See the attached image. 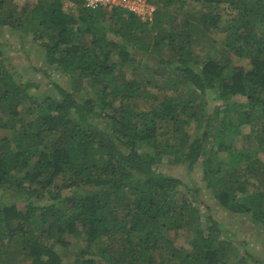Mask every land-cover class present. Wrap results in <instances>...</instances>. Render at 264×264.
<instances>
[{
	"label": "trees",
	"instance_id": "obj_1",
	"mask_svg": "<svg viewBox=\"0 0 264 264\" xmlns=\"http://www.w3.org/2000/svg\"><path fill=\"white\" fill-rule=\"evenodd\" d=\"M67 1L76 19L63 0H37L14 24L0 0V26L43 47L35 72L48 78L45 66L53 67L71 81L41 95L0 49V193L23 204L0 202V264H64L54 247L74 239L85 246L70 263L95 264L88 254L101 238L108 244L92 254L107 264H229L232 254L237 264H264L247 238L264 232V0H145L155 7L150 22ZM186 1L203 10L198 23L180 18ZM204 38L209 50L195 54ZM231 57L250 68L231 66ZM163 80L187 91L164 95ZM212 93L237 100L225 105L230 116L204 109ZM138 101L141 111L128 108ZM105 109L110 128L93 121ZM242 124L252 128L256 152H231ZM168 161L187 170L201 161L202 185L162 173ZM219 210L238 221L227 225Z\"/></svg>",
	"mask_w": 264,
	"mask_h": 264
},
{
	"label": "rangeland",
	"instance_id": "obj_2",
	"mask_svg": "<svg viewBox=\"0 0 264 264\" xmlns=\"http://www.w3.org/2000/svg\"><path fill=\"white\" fill-rule=\"evenodd\" d=\"M7 8H10V10L13 12L11 14V21L14 22L18 19L17 17L19 14L18 12L21 11L25 5L28 3L34 4L37 0H5ZM186 5L179 10V16L180 18L187 19L191 22L198 23L200 16L203 12V10L200 8L198 4L195 3H188L187 1L185 2ZM62 8L63 10L68 13L73 19L77 18V11L75 6L70 3L67 0H63L62 2ZM149 7L154 11L155 7L153 5L147 4ZM102 9V8H101ZM107 9V8H105ZM111 10V9H107ZM174 8H170L169 11H173ZM140 11V10H139ZM174 12V11H173ZM228 12V10L226 11ZM2 13V12H1ZM3 14V13H2ZM153 17V12L151 15L145 19L146 21L150 22ZM228 18L223 17L221 21V25H223ZM216 45L214 46L215 52L217 50L221 49L222 43L225 41V35L221 33V35H216L213 36ZM32 36L28 34H24L22 31L17 32L16 30H10L7 29L5 26H0V49L2 52V59L5 62V65L12 70L13 73L17 75V77H20L21 80H28L33 83L38 84V90L41 95H49V94H54V88L53 84H57L60 86L68 87L70 85V77L63 74L59 70H55L53 67H47L45 66V69L47 70V75L48 78L44 77L42 73L35 72V69H37L42 62H44V55L45 52L43 51V47L39 46L38 43H33L32 42ZM203 47V48H202ZM202 48V49H201ZM209 48H207V41L206 38L203 39L202 41V46L197 45L194 46V53L203 55L208 51ZM231 66H240L244 69H249V62L248 60L245 59H237L235 57H231L230 61ZM116 73L117 74H123L125 77L129 78V70L125 68L124 66H119L116 67ZM125 78V79H127ZM159 87H161L163 90L164 95L167 96H174L176 93H185L187 91V86L185 84L180 85L177 87V89H172L171 83L163 80L160 84ZM152 90V89H151ZM157 92V90H155ZM83 94L90 93L89 90L82 91ZM43 97V96H42ZM204 101V109L207 108H214V109H219L220 114L219 119L223 118L222 116H226V113L231 114V112H226V104H235L237 103L236 99H216L215 94H207L203 98ZM110 101V97L108 96L106 98V102ZM205 101L207 103H205ZM125 102V101H124ZM119 105L118 102H115L114 106H112L113 109H116L117 106ZM135 105V106H134ZM144 103L141 101H138L137 103H129V109L131 108L135 112H139L143 109ZM241 109H238V112H240ZM107 109H105V117L100 120H97L94 118V124H97L98 127H104L107 126L110 128L111 122L109 118L106 116L108 115ZM114 112L110 111V116L114 115ZM27 117V116H25ZM27 120V119H25ZM198 133V131L195 129L194 126L189 128V133L195 134ZM252 128L249 125H240L239 126V132L233 137V140L229 143L231 145V152H256V143L252 138ZM230 138H227L229 140ZM218 160L221 161L222 165L225 162L226 158L224 155L220 154L218 156ZM217 160V161H218ZM201 162V161H200ZM197 163L194 166L193 170H187L186 167L182 164H176L173 163L172 161H168V163H163L161 164V172L164 173L165 175L180 179L184 184L186 185H192L194 183H197L199 186L202 185L203 182V166L202 163ZM213 165L217 166L216 161L211 162ZM223 170H225V166L223 167ZM0 202L4 203H10L14 202L18 205L23 206L18 200L20 199L19 197L12 196L10 198H6L4 195L0 193ZM212 202L210 201L209 204ZM215 204V203H214ZM214 204V210H218V207L215 206ZM218 217L222 219L227 225L233 226L236 221H238L237 216L231 215V214H226L219 210ZM202 220H204V217H202ZM249 223V222H248ZM246 226V224H245ZM249 226V225H248ZM250 228V227H249ZM251 229V228H250ZM258 229V228H257ZM262 233L263 239L258 235L257 233L250 237L247 235V238L250 243L253 244L254 249L259 253L262 259H264V232H259ZM245 238V236H243ZM260 238L259 243H255V241ZM181 241L184 245H187V239L184 237ZM71 245L67 247V249L59 246L58 244L55 245L54 249L55 251L62 256L64 260V264H71L70 260H72L73 255H75L76 252H78L81 248L85 246V243L81 241V239H74L71 240ZM109 240L105 238H101L97 240L93 245L97 246H91L92 248L89 250L88 256L90 258H93L95 260V264H107L105 261L101 260L99 257H95L92 254V251H95L99 245L103 244H108ZM237 256L235 254H232L229 256L227 259L229 264H237L236 259Z\"/></svg>",
	"mask_w": 264,
	"mask_h": 264
},
{
	"label": "built area",
	"instance_id": "obj_3",
	"mask_svg": "<svg viewBox=\"0 0 264 264\" xmlns=\"http://www.w3.org/2000/svg\"><path fill=\"white\" fill-rule=\"evenodd\" d=\"M84 3L89 9L121 8L139 16L142 21H146L153 12L145 0H84Z\"/></svg>",
	"mask_w": 264,
	"mask_h": 264
}]
</instances>
